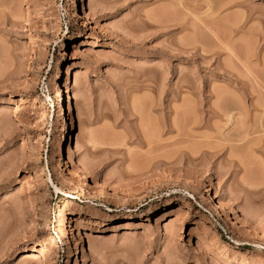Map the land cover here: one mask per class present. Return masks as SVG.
Segmentation results:
<instances>
[{"label":"rangeland","instance_id":"rangeland-1","mask_svg":"<svg viewBox=\"0 0 264 264\" xmlns=\"http://www.w3.org/2000/svg\"><path fill=\"white\" fill-rule=\"evenodd\" d=\"M40 259L264 264V0H0V264Z\"/></svg>","mask_w":264,"mask_h":264},{"label":"bare ground","instance_id":"bare-ground-1","mask_svg":"<svg viewBox=\"0 0 264 264\" xmlns=\"http://www.w3.org/2000/svg\"><path fill=\"white\" fill-rule=\"evenodd\" d=\"M76 10V9H75ZM59 87V86H58ZM62 91V90H61ZM61 91H60V89L59 88H57V90H56V96H57V99H58V104H59V113H60V116H57V118L58 117H62V123H61V130L63 131V132H65L66 130H67V125H66V120L64 119V116H63V97H62V94H61ZM68 95V94H67ZM66 95V96H67ZM69 98V97H68ZM67 98V99H68ZM66 99V100H67ZM72 99V98H71ZM57 102V101H56ZM69 104V103H68ZM70 106V105H69ZM65 114V113H64ZM71 114V113H70ZM66 115V114H65ZM60 122V121H59ZM69 123V122H68ZM70 126V125H69ZM68 131V130H67ZM65 134H67V132L65 133ZM65 136V135H64ZM64 136L62 137L63 139H65L64 138ZM61 143H62V140H61V142L59 143L58 142V144H57V146H58V149H59V154L61 153ZM58 154V155H59ZM62 157V156H61ZM60 158V157H59ZM61 160V159H60ZM61 162V161H60ZM76 169V168H75ZM85 172V171H84ZM84 172H82L83 174H84ZM86 173V172H85ZM87 174V173H86ZM83 175V177L85 176H87V175ZM98 186V185H97ZM101 191V190H100ZM211 199H212V196H211ZM211 199H209V200H211ZM105 207H107L108 209H111L109 206H105ZM213 207V206H212ZM78 209H77V211H76V214L78 213H84V212H87L89 209H88V207H77ZM215 209V208H214ZM95 210V209H94ZM93 211V210H92ZM216 211V210H215ZM218 211V210H217ZM89 212V211H88ZM92 213H95V215H99V214H103L102 213V211L99 209V210H95L94 212H92ZM219 215V214H218ZM64 234H65V231L63 232ZM24 257H25V255H24ZM26 257H27V259H28V257L29 256H27L26 255ZM24 259V258H23ZM45 261L44 260H42V259H40V263L41 264H46V263H44Z\"/></svg>","mask_w":264,"mask_h":264}]
</instances>
